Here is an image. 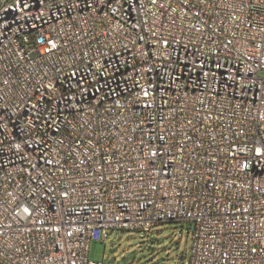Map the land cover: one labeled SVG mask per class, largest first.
I'll use <instances>...</instances> for the list:
<instances>
[{
    "label": "built area",
    "instance_id": "obj_1",
    "mask_svg": "<svg viewBox=\"0 0 264 264\" xmlns=\"http://www.w3.org/2000/svg\"><path fill=\"white\" fill-rule=\"evenodd\" d=\"M216 49L238 55L231 76L210 66ZM254 156L264 0H0V264H105L93 239L168 212L194 224L185 264H264Z\"/></svg>",
    "mask_w": 264,
    "mask_h": 264
},
{
    "label": "rangeland",
    "instance_id": "obj_2",
    "mask_svg": "<svg viewBox=\"0 0 264 264\" xmlns=\"http://www.w3.org/2000/svg\"><path fill=\"white\" fill-rule=\"evenodd\" d=\"M187 221L159 223L148 232L108 231L90 242L89 258L105 264H185L191 231Z\"/></svg>",
    "mask_w": 264,
    "mask_h": 264
},
{
    "label": "bare ground",
    "instance_id": "obj_3",
    "mask_svg": "<svg viewBox=\"0 0 264 264\" xmlns=\"http://www.w3.org/2000/svg\"><path fill=\"white\" fill-rule=\"evenodd\" d=\"M225 61L224 66L220 67V77H228L237 71L238 55H233L232 52L225 49H216L208 53V61L210 66H219V61ZM99 66L101 68H108L107 55L99 56ZM194 70L190 64H177L173 70V78H178V81L193 80ZM181 86H165L164 94L180 95ZM33 104H35V97L21 96L20 108L23 111H33ZM75 120L74 109H66L63 118V125L73 124ZM42 125L45 126V136L48 138H55L58 136V129H56L55 118H42ZM257 163L259 165H257ZM250 173L254 176H264V156H254V163H250ZM167 221H175V212L167 213Z\"/></svg>",
    "mask_w": 264,
    "mask_h": 264
},
{
    "label": "water",
    "instance_id": "obj_4",
    "mask_svg": "<svg viewBox=\"0 0 264 264\" xmlns=\"http://www.w3.org/2000/svg\"><path fill=\"white\" fill-rule=\"evenodd\" d=\"M193 227H194V224L191 223V224H190V227H189V230H190V231L193 230Z\"/></svg>",
    "mask_w": 264,
    "mask_h": 264
}]
</instances>
